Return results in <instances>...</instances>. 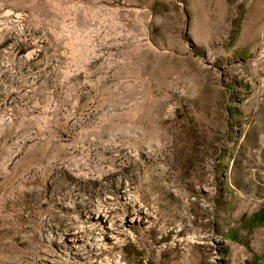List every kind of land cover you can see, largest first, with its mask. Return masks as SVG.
<instances>
[{"label": "rangeland", "instance_id": "374dc122", "mask_svg": "<svg viewBox=\"0 0 264 264\" xmlns=\"http://www.w3.org/2000/svg\"><path fill=\"white\" fill-rule=\"evenodd\" d=\"M0 264H264V0H0Z\"/></svg>", "mask_w": 264, "mask_h": 264}]
</instances>
